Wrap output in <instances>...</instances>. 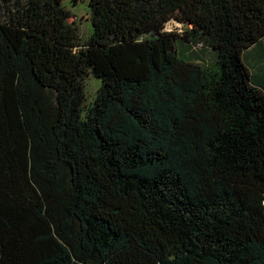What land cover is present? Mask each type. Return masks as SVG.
I'll use <instances>...</instances> for the list:
<instances>
[{
    "label": "trees",
    "instance_id": "obj_1",
    "mask_svg": "<svg viewBox=\"0 0 264 264\" xmlns=\"http://www.w3.org/2000/svg\"><path fill=\"white\" fill-rule=\"evenodd\" d=\"M62 1L0 0V264H264V0Z\"/></svg>",
    "mask_w": 264,
    "mask_h": 264
},
{
    "label": "rangeland",
    "instance_id": "obj_2",
    "mask_svg": "<svg viewBox=\"0 0 264 264\" xmlns=\"http://www.w3.org/2000/svg\"><path fill=\"white\" fill-rule=\"evenodd\" d=\"M62 4L70 11V17L68 18V21L73 22L76 25L80 42H86L92 28L88 0H78L76 3H74L73 0H63ZM185 27L186 26L174 20H170L165 24L163 30L182 33ZM184 46H187V44H185ZM184 46L182 47L184 48ZM196 49V53H194L192 56L194 61L209 64L213 60L211 51L209 49H206V47L197 45ZM100 85L101 80L93 77L92 75H89L85 78L83 87L85 95V106H89L92 104L97 89L100 87Z\"/></svg>",
    "mask_w": 264,
    "mask_h": 264
}]
</instances>
